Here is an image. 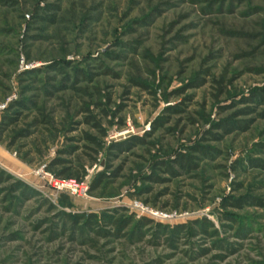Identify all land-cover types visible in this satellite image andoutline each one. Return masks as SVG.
<instances>
[{
    "label": "rangeland",
    "instance_id": "1",
    "mask_svg": "<svg viewBox=\"0 0 264 264\" xmlns=\"http://www.w3.org/2000/svg\"><path fill=\"white\" fill-rule=\"evenodd\" d=\"M263 91L264 0H0V168L40 193L14 212L0 194V264H264V99L246 102ZM133 136L144 143L109 149ZM181 153L194 168L172 161ZM70 165L84 176L56 175ZM247 196L261 203L230 205ZM139 204L168 216L155 223L206 217L235 251L200 255L204 236L130 244L64 214L137 216Z\"/></svg>",
    "mask_w": 264,
    "mask_h": 264
},
{
    "label": "trees",
    "instance_id": "2",
    "mask_svg": "<svg viewBox=\"0 0 264 264\" xmlns=\"http://www.w3.org/2000/svg\"><path fill=\"white\" fill-rule=\"evenodd\" d=\"M196 82L197 83L195 85H200L202 83V81L198 80ZM256 95H261L264 99V91L260 94H257L255 92L254 94H251L249 98H246V102H256ZM262 104H264V100ZM19 105L22 104L19 103ZM170 109L173 108L171 107ZM84 111L89 112L88 109H85ZM15 114H17V116L20 115L19 112H16ZM103 114L106 115L104 111ZM258 115L264 118V109H262L261 112L258 113ZM16 119L17 118L10 119V122L15 121ZM84 122L93 127L99 133L100 136H104V130L101 128L99 122L95 120V117L93 115L89 114L85 116ZM228 124V121L224 122L220 125V127L224 130L228 129L227 131H230V129H233L234 126L238 128H243L245 127L246 123L237 122L234 125ZM155 127L156 124L153 125V128ZM84 136L89 143L96 147V151L102 148L100 141L95 136L86 132L84 133ZM128 142H136L142 144L144 143V140L142 137L133 136L127 141L112 143L111 145H109V149L122 150L123 148L127 147L126 144ZM208 150H210V148L207 146L196 145L193 147V151L200 153L203 156L208 155ZM194 159L195 158L192 156H188L186 154L181 153L178 155L177 158L173 159L172 161L178 167L184 170H188L195 167ZM53 163L63 164L64 162L58 159L55 160ZM158 164L164 166L165 171L169 172L170 174L174 175L176 173L173 168L167 165L168 163L160 161L158 162ZM84 174L85 170L80 166L70 165L63 166V168L58 171L56 175L64 179L79 180L82 176H84ZM106 177L108 176L107 174H105V171L99 172L92 180L90 189H96L101 184V182L106 179ZM1 193H4L3 201L6 202L4 209L8 212H14L15 209L19 207L24 201H27L30 198L40 195L37 189L30 186L23 180L15 178L10 172L6 171L3 168H0V194ZM247 199L249 200L246 201ZM45 201L46 203L50 204V202H47V200ZM246 202H251L254 204L261 203L258 197L247 196L235 199L231 202L230 205L236 208H240L242 207L243 203ZM61 203L67 208L72 207V203L65 196H61ZM113 213H115L114 210ZM64 214L66 215L67 219H70L74 226L79 223H82V225H85L86 227H89L92 230L96 228L95 230H93L96 234L102 235L103 237L112 236L117 239H124L130 244H136L146 241L148 243L156 245L162 241L168 247L176 248L177 243H179L183 238H186L187 236H204L212 239L211 246L210 248L199 249L200 255H205L208 251H210V249H215L223 252L222 254L218 255L219 258H223L225 255L233 253L235 251L231 244L227 243L225 240L220 239L219 232L215 228L214 223L206 217H203L202 219H193L190 220L188 223L168 225L155 223L152 218H149L147 216H136L135 214L130 216H115L114 214L105 213H102L100 216H97L93 213L87 215L84 213H79L76 215H71L70 213ZM225 219L232 221L233 223L235 222V219L230 215H226ZM100 226H106L109 227V229L104 230ZM78 228L82 229V227ZM238 230H240V227H238ZM147 236L149 237L148 240L146 239Z\"/></svg>",
    "mask_w": 264,
    "mask_h": 264
},
{
    "label": "built area",
    "instance_id": "3",
    "mask_svg": "<svg viewBox=\"0 0 264 264\" xmlns=\"http://www.w3.org/2000/svg\"><path fill=\"white\" fill-rule=\"evenodd\" d=\"M72 182H68L65 183V185H67L69 187V189L75 193V194H80V192H84L85 188L83 186H78L77 184H71ZM56 184L59 185H63L64 183L62 182H58L56 181ZM136 208L140 209V213L137 216H147L149 218L152 219H158V220H162L164 218H167L168 216H166V214L158 211V210H154L152 208H149L147 206H143L141 204L137 205Z\"/></svg>",
    "mask_w": 264,
    "mask_h": 264
}]
</instances>
